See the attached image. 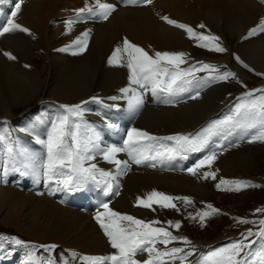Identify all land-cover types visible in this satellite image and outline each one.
I'll return each instance as SVG.
<instances>
[{"label": "bare ground", "instance_id": "1", "mask_svg": "<svg viewBox=\"0 0 264 264\" xmlns=\"http://www.w3.org/2000/svg\"><path fill=\"white\" fill-rule=\"evenodd\" d=\"M15 2L16 0H6L4 3L5 18L14 10ZM85 2L86 0H25L16 20L28 28L31 35L16 31L0 36V117L13 118L17 111L27 112L21 119L13 118L19 133L18 144L23 152H44L38 141L43 140L45 124L40 111L44 113L41 104L46 100L70 106L89 101L83 105V112L89 117L93 116L90 112L93 97L104 104L119 103L128 109L125 99H109L120 96V89L129 86L127 68L108 64L113 50L122 46L125 38L147 50L154 46L153 53L184 52L188 54L187 59L195 61L197 58L190 50L187 35L166 24L160 18L162 16L188 24L195 31L198 25L203 24L225 41L228 32L232 31L231 37L237 42L236 50L242 56L240 60L264 73V33L244 39L264 18V2L261 0H153L151 5L137 2L133 5H139L136 9L120 8L113 0H104L115 6V11L108 20L95 23L81 19L72 25L70 32L66 31L64 21L74 18V10L84 7ZM87 2L93 4L94 0ZM88 30L91 32L87 51L78 55H73L71 50L59 51ZM2 51L11 53L16 59L9 60ZM231 54L230 50L222 62L232 61ZM231 64L245 79L246 75L239 65ZM224 87L217 85L207 89L198 98L172 108L154 107L152 97L151 102L149 98L143 97L142 114L140 115L141 109L135 112L139 117L135 128L160 135L193 131L224 106ZM120 105L113 104L114 107ZM14 107L16 108L13 109ZM115 124L111 119L105 131L111 132L110 126ZM103 130L102 127L93 132L99 137V145L100 140H104V135L109 134ZM250 148L251 145L235 147L233 155L217 159L212 170L220 168L227 173L247 170ZM122 155L117 154V158L122 159ZM92 163L106 171H114L115 168L113 164L103 160L102 155H97ZM138 167L134 164L125 175L118 178L120 195L110 205L112 209L120 213L137 212L145 220L159 218V210L155 215L149 209L135 207L136 197H145L153 190L182 187L190 182H200L203 191L210 189L206 180H197L198 177L186 172L168 174ZM203 170L204 168L201 169ZM84 195L85 193L81 195L80 208L76 209L67 205L66 199L55 201L47 195L37 197L32 193L26 194L1 186L0 222L11 224L19 220L18 231L33 234L41 246H57L52 255L58 261L72 252L87 256L114 254L115 250L103 235L95 216L90 215L92 208L91 205L88 207L90 202ZM64 258L67 260V257ZM138 259L144 260L141 256Z\"/></svg>", "mask_w": 264, "mask_h": 264}, {"label": "snow or ice", "instance_id": "2", "mask_svg": "<svg viewBox=\"0 0 264 264\" xmlns=\"http://www.w3.org/2000/svg\"><path fill=\"white\" fill-rule=\"evenodd\" d=\"M6 0H0V5ZM132 2L151 5L153 0H132ZM264 2V0H261ZM23 0H16L14 10L6 16L5 22L0 23V36L12 32H25L31 35L28 28L20 25L16 17L21 11ZM74 18L65 20L66 31H71L72 25L85 16H98L103 20H108L115 11L113 4L104 0H94L89 4L86 0L85 6L74 10ZM166 24L182 30L189 39L197 41L196 46L214 53H225L227 49L219 41L220 37L215 35H205L196 32L190 25L178 22L168 16L160 17ZM204 28L205 25H198ZM91 30L85 31L78 36L71 45L59 51L69 52L72 49L73 55L82 54L88 49ZM264 33V19L253 29H251L244 39ZM3 55L9 60L16 57L9 52ZM188 54L184 52H160L156 51L150 55L144 48L132 43L127 38L122 42V46H117L108 59L109 65L126 67L128 70L129 86L120 89V96H112L109 99L116 101L125 99L128 110L135 113L144 104L143 94L138 90L150 89L153 96L163 94L166 97L174 98L191 92L193 88L202 89L203 86L214 82H226L230 78L237 79L236 74L231 71L220 72L221 66L197 61L187 68L181 65L187 63ZM239 61V57H236ZM243 63L242 61H240ZM249 68L248 65H243ZM226 67V66H224ZM249 71H254L249 68ZM197 73H207L205 76H197ZM264 76V73H256ZM195 82V83H194ZM246 87V86H245ZM260 94L257 95L256 93ZM199 91L192 95L191 99H196ZM236 103L230 107L229 115L223 119L212 121L201 132L196 134H176L163 137L154 136L147 131L132 128L127 132L126 139L120 147L111 146L100 148L99 137L92 133L91 129H84L83 105L89 103L84 101L76 105H60L63 113L51 123L47 138L39 140L44 149L43 153H26L19 151V167L14 170L21 176H29L36 182L41 179L45 185H55V190L72 192L82 190L85 185L95 183L102 186L105 197L119 195L120 184L118 178L125 175L131 164H149L156 167L157 164L171 163L177 158L187 159V153L200 152L209 146L213 137L228 136L241 133L249 137V142H264V88L249 90L242 96L236 98ZM92 102L102 103L96 97ZM165 102L171 103V100ZM3 140V137H0ZM223 147V145H221ZM11 152V149L9 150ZM126 153L128 159L121 160L117 154ZM103 160L115 166L114 171H106L92 163L97 155H101ZM217 159V153L206 154L196 162L187 172L200 179L216 180L217 170H212V166ZM207 167L208 170L201 171ZM223 186V187H222ZM219 191L239 192L244 188L264 187L254 184L251 181L226 180L221 178L215 185ZM175 201H182L185 205L192 203L190 197H175L159 191H151L145 197H136L134 206L149 209L153 212L156 205L159 209H172L180 211ZM103 212H97L95 220L103 235L107 237L114 254L104 256H79L75 252L70 253L71 260L80 259L81 264H172L176 259L186 260L192 252L185 253L183 248H167L172 242H182L191 244L186 237H179L172 234L164 227H156L159 220L153 219L145 221L133 215L120 213L109 206L108 202L100 205ZM209 211H200L196 215H190V219H197L204 226L206 218L219 214L220 210L207 204ZM257 212H264V209H257ZM240 224L256 223L243 218H236ZM260 230L253 232L248 230L241 234L237 241L228 243L225 246L210 249L202 253L194 264H264V219L259 222ZM170 227L180 229V222L174 225L169 222ZM256 237L257 239H250ZM5 243L23 247H30L26 242L16 237L0 235V247ZM163 244L165 250L161 251L156 247ZM49 255L46 258L34 257L32 252L28 253V260L25 264H58V260L52 253L56 245H43ZM147 253L145 260L137 259L138 256ZM183 253V255H180ZM71 260L64 261L63 264H71Z\"/></svg>", "mask_w": 264, "mask_h": 264}, {"label": "rangeland", "instance_id": "3", "mask_svg": "<svg viewBox=\"0 0 264 264\" xmlns=\"http://www.w3.org/2000/svg\"><path fill=\"white\" fill-rule=\"evenodd\" d=\"M78 1H85V0H78ZM118 1L122 4L121 6L122 8H128V7H123L124 5H128L131 7L128 9H136L137 7H139V5H137V7H134L133 5H135L137 2H132V0H118ZM113 3H116V5L119 6L117 4V0H113ZM6 5H8V3ZM4 7H5V4L0 5V23L5 22L6 14L4 13H6V8ZM84 19L86 18H83V20ZM95 23H98V22H95ZM196 32L202 33L205 35H215V36L220 37L219 43L223 47H225L227 51L225 53L210 52L206 49L197 47L196 46L197 41L189 39L190 40L189 41L190 50L192 51V54L197 59L193 62H191L190 59H187L188 62L185 64H182L181 67L187 68L191 64L196 63L197 61H204L206 63H211V64L221 66L219 69L221 73L224 71H231L235 73L238 80L241 81L242 83L238 82L237 79L230 78L226 82H214V83L203 86L202 89L205 88L204 91H206L207 89H210L217 85H224L225 86L224 89L226 91V100L224 102L225 107L224 109H219L215 113L210 115L208 118L209 119L211 118V120L203 124L204 126L201 129H200L201 127L200 125L204 121H206L208 118L204 120L200 125H198L192 132L188 134L199 133L201 132L203 128H205L212 121L223 119L225 116L231 114L230 107L237 102L236 101L237 97L242 96L244 93H246L249 90H256V89L264 88V76H260L256 74V73H263V71L260 72L261 70L258 71L255 67L253 68L249 64H248L249 68L253 70L255 69L254 71H249V68H245L243 66L246 63L244 62V60H240L242 56H241V53L238 50H236L237 42L234 38L231 37L232 31H229L228 34L226 35L225 39L227 42L223 38H221L219 34H217L214 31L209 30V28H207L206 26L204 28L198 27ZM144 49L150 55H154L153 53V51H155L154 46L148 50L146 48ZM229 49L231 50V53H232L231 54L232 61H230L229 63L222 62V59L226 57L227 54L230 52ZM75 50L76 49L74 50L72 49L71 51H75ZM236 57H239V60L242 61L243 63H240V61H238ZM231 63H236L237 65H239L243 73L246 75L245 79L242 78L241 73H238V71L234 69V65H232ZM205 75H207V73H197V76H205ZM193 89H196V88H193ZM198 90H201V89H197L195 91H198ZM140 91L142 92L143 97H145L144 99L149 98L148 100H150L151 102L150 97L153 98L152 104H154L153 105L154 107L172 108V107L182 105L184 103H187L193 100L191 98H185L183 97V95L174 97V98L166 97L163 94H159L158 96H153L152 93L150 92V89L140 90ZM191 92H188V93H191ZM256 94L259 95L260 93L257 92ZM175 98H177V100H174ZM155 99H157V102L155 101ZM166 100H171L172 102L167 103L165 102ZM113 104L120 105L119 103H109V104H104L103 102L99 104L95 102L92 103L90 105V107L92 108L90 112L93 113V116L91 117L86 116L83 112L82 123L84 125V129L87 130L90 127L91 128L94 127V122L92 121V120H95L93 119L94 116L98 117L97 122L103 126V129H107V124L111 121L112 118L106 112L100 113L99 108L101 106L112 107ZM41 105H42V110L44 111V113L42 111H40V113L44 117L42 118V121H44V124H45V129L42 132L43 136L42 135L41 136H42V139L44 140L47 138V132L50 130L51 123L57 118L58 115L63 113V109L60 108V105H64V104L58 103L52 100H46ZM15 108L16 107H14L13 109ZM25 114H27V112L24 113V112L17 111L13 118L21 119ZM141 114H142V111L140 112V115ZM13 118L0 117V137H3V140H0V187L2 186L5 188H13L16 191H20L26 194L32 193V194H35L37 197L47 195V197H50L51 199L53 198L55 201H60V200L62 201L68 198L66 197L67 194H70L69 195L70 199L68 201L69 204L72 201L74 202V206L77 207V205L80 204V197H79L78 190L72 191V192L59 191V190H55L56 186L54 184L45 189L42 187L41 182H36L33 178L29 176H21L19 172L14 170V167H19L18 161L20 158L16 156V153L19 152V146H18L19 138H17L19 133L17 131V128L14 125ZM114 118L116 119L115 114H114ZM138 121H139V117H136L134 124H136V122ZM110 127L113 129L114 125ZM133 128H135V126ZM93 132H94V129L92 130L91 134H93ZM186 132H189V131H179V132L172 133L169 135L186 134ZM155 134L156 133H153L152 135L157 136V137L169 136L167 134L165 135H160V134L155 135ZM119 137L122 140L126 139V136H123V137L119 136ZM233 137H238L241 139H245L246 137V139L243 142H241L238 139L235 142H233L232 141ZM227 140H231V141L229 143H226ZM211 143H214L216 148L214 146H211L209 149L205 148L203 151H200V152H190V153H187V157L190 154H194V153L198 155H202L195 161V163L198 162L200 159H202L204 155L211 154V152L217 153V159L222 158V157L227 158L233 155L232 150L235 147L242 146V145H251L250 157L247 158V162H249V168L247 170L240 171L237 173H227L220 168H215L214 170L218 169L217 179L216 180H212V179L206 180L208 182L207 186L210 188L208 191H203L201 189L200 182L199 183L190 182V183L185 184L182 187H175V188L168 189V190L166 189L158 190L159 192H163L168 195L175 196V197H190L191 198L192 203L189 205H185L182 201H175V203L177 204V207L180 209V211L178 212L172 209L161 210L156 205H154L153 207L156 208V211L154 212V214L156 215L158 210L160 211L159 213L160 215L158 214L159 218L151 217L150 219L145 220V217H142V215L138 214L137 212L129 211L126 213V214L133 215L145 221H151L153 219L159 220L161 223L156 225V227H164L168 231L172 232L173 235L179 236V237H186L189 241H191V244H184L182 242L177 241V242H172L169 245H167L168 249L172 247H179V248H183L185 250V253L187 252L193 253L192 255L188 256L186 260L176 259L172 262V264H194V262L199 258V256L202 253H205L210 249L225 246L228 243L239 240L241 238V234L248 231L249 229L252 230L253 232L259 231L260 225L258 222L264 219V212L256 211L257 209H264V187H256V188L249 187V188H244L239 192L219 191L215 187V185L219 182L221 178L230 180V181L232 180L251 181L254 184L264 186V142H260V141L249 142L248 136H243L241 133L238 132L234 135L213 137ZM224 144H225V147H224ZM221 145H223L224 149H219ZM10 149H11V152L9 151ZM120 154L121 155L123 154L121 160L128 159L126 153H120ZM186 160H189V157ZM131 165L134 166V164H131ZM171 165H172V162L166 163V164H157L156 167H151L149 166V164H147V166L146 164L135 165V166L137 167L139 166L138 168H143L145 170L155 171L159 173H168V174H184L185 173V172H178L179 170H172V171H161L160 170V168H167V167H170ZM132 166H130V169ZM205 170H208L206 166L203 171ZM186 173H188L187 170H186ZM197 180H200V179L197 178ZM89 184L93 185V183H89ZM85 188H86V185L84 186L82 190H85ZM119 195H120V190H119ZM119 195H116V196L114 195V198L112 201L96 199V205L94 206V209H93L95 211L93 212V214H95L98 211L103 212V208L100 207L102 202H108L110 206L111 204L115 202L116 198H118ZM207 204H211L214 208L219 209L220 213L214 214L206 218L204 221V226L202 227L198 217L195 220L190 219L189 217L190 215H193V216L196 215V213L200 211H209L206 208ZM90 205L91 203L88 204V207ZM236 218H243L249 221H255L256 223L240 224L237 222ZM169 222H172L173 225L176 222H180L181 228L177 230L174 227H170ZM19 223H20L19 220L11 224L10 223L3 224L2 222H0V235L19 238L20 240L26 242L30 247L18 246V245H15L14 243L12 244L5 243L2 247H0V264H25V262L28 260L29 252H32L34 257L46 258L49 255V253L46 252L43 247H41V243L37 242L38 239L35 238L33 234H28V233L18 231L17 226ZM250 239H257V238L251 237ZM156 247L160 249L161 251L165 250V246L163 244H157ZM66 251L64 250V252ZM79 254L81 253L79 252ZM180 255H183V253H181ZM99 256H102V255H99ZM140 256L143 257L144 260L148 258L147 253H144L143 255H140ZM140 256H138L137 259ZM64 257H67V260H65L66 258ZM64 257L61 258V261L63 260L62 262L58 261V264H63L64 261L70 260V255L68 256L65 255Z\"/></svg>", "mask_w": 264, "mask_h": 264}]
</instances>
